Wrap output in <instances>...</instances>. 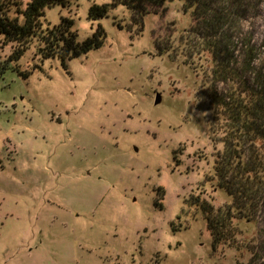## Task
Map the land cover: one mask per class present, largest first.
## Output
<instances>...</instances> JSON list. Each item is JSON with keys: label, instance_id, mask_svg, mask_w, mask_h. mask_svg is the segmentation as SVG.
<instances>
[{"label": "rangeland", "instance_id": "374dc122", "mask_svg": "<svg viewBox=\"0 0 264 264\" xmlns=\"http://www.w3.org/2000/svg\"><path fill=\"white\" fill-rule=\"evenodd\" d=\"M158 1L47 8L103 45L67 70L33 48L0 77V264H264V0Z\"/></svg>", "mask_w": 264, "mask_h": 264}, {"label": "trees", "instance_id": "16d2710c", "mask_svg": "<svg viewBox=\"0 0 264 264\" xmlns=\"http://www.w3.org/2000/svg\"><path fill=\"white\" fill-rule=\"evenodd\" d=\"M72 1L74 0H29L25 8H21L19 0H0V77L10 66L17 65L24 55L28 51H32L33 48L36 50V59L41 63L57 59L63 68L67 70L70 61L87 55L103 45L106 39V32L101 24L97 25L89 38L80 41L75 30V21L71 17L63 18L58 25H52L47 22L45 19V10L47 8L60 6L69 9ZM158 3V0H113V5L123 4L131 9L133 13H136V9L140 8L139 4L157 5ZM12 14L15 17H11ZM106 16L107 5H95L90 9L89 20L91 24ZM142 16L144 18V15ZM8 48L10 50L6 54L5 52ZM37 69L42 70L40 65L32 68V70ZM16 70L25 78L30 75L29 72H20L18 66H16ZM255 99L259 104H257L254 111L258 114L259 120H264V104H262L261 96L259 95ZM255 132V146H252L251 155L253 164L251 167L254 170V166L257 164L264 173V167H262L264 165V124H256ZM227 150L230 151V148L227 147ZM246 173L248 175L246 179L241 181L239 191L249 190V188L251 190L252 185L255 184V179L259 177L257 175L254 176L249 171H246ZM196 206L207 216L208 229L214 237V242L221 243L225 239L224 231H220L219 228L221 224L219 218L222 216L223 211L218 210L215 213L213 207L205 202ZM234 218L236 217L233 213V215L223 219V221L228 222L223 225L227 227L226 230L230 229V221Z\"/></svg>", "mask_w": 264, "mask_h": 264}, {"label": "water", "instance_id": "95a60500", "mask_svg": "<svg viewBox=\"0 0 264 264\" xmlns=\"http://www.w3.org/2000/svg\"><path fill=\"white\" fill-rule=\"evenodd\" d=\"M161 102V96L158 95L155 104H159Z\"/></svg>", "mask_w": 264, "mask_h": 264}, {"label": "crops", "instance_id": "0c3cea01", "mask_svg": "<svg viewBox=\"0 0 264 264\" xmlns=\"http://www.w3.org/2000/svg\"><path fill=\"white\" fill-rule=\"evenodd\" d=\"M29 252L30 253H33L34 252V249H30ZM30 255H32V254H30Z\"/></svg>", "mask_w": 264, "mask_h": 264}]
</instances>
